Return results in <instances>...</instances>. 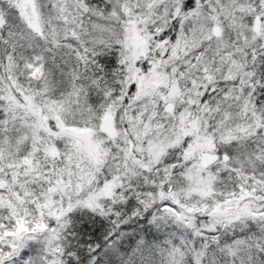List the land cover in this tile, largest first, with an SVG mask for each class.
Wrapping results in <instances>:
<instances>
[{"label": "snow or ice", "instance_id": "snow-or-ice-1", "mask_svg": "<svg viewBox=\"0 0 264 264\" xmlns=\"http://www.w3.org/2000/svg\"><path fill=\"white\" fill-rule=\"evenodd\" d=\"M0 264H264V0H0Z\"/></svg>", "mask_w": 264, "mask_h": 264}]
</instances>
